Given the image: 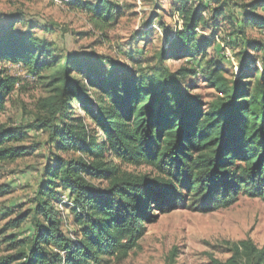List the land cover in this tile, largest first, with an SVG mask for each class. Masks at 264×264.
I'll use <instances>...</instances> for the list:
<instances>
[{"label": "trees", "instance_id": "trees-1", "mask_svg": "<svg viewBox=\"0 0 264 264\" xmlns=\"http://www.w3.org/2000/svg\"><path fill=\"white\" fill-rule=\"evenodd\" d=\"M62 1L86 13L98 30L121 17L119 0ZM175 3L181 28L172 31L160 19L168 47L148 57L144 48L127 51L131 68L93 51L58 47L28 22L19 32L13 23L0 29V114L21 89L4 64L22 66L45 91L28 123L0 124V166L33 145L46 148L32 207L6 224L18 229L28 222L30 235L3 238L13 252L1 254L0 264L121 261L149 224L181 205L209 213L240 196L264 201V71L258 67V60L264 67V42L246 33L264 30V0ZM152 23L151 14L146 25ZM152 35L149 28L132 41L144 45ZM226 49L238 65L230 75L219 54ZM184 59L188 65L166 66ZM199 72L216 93L210 101L188 83ZM27 130L44 141L26 145ZM120 164L149 172L125 171ZM10 190L0 184V196ZM68 221L72 229L64 230ZM225 244L228 257H210L206 264H264V248L251 239Z\"/></svg>", "mask_w": 264, "mask_h": 264}, {"label": "rangeland", "instance_id": "rangeland-1", "mask_svg": "<svg viewBox=\"0 0 264 264\" xmlns=\"http://www.w3.org/2000/svg\"><path fill=\"white\" fill-rule=\"evenodd\" d=\"M118 3L122 7L121 17L108 29L98 30L91 25L86 13L62 0H0V29L13 23V30L19 32L30 23L37 36L53 41L58 47L80 52L93 51L109 57L117 67L131 68L133 64L127 59V51H141L144 48V54H141L148 57L155 50L168 47L161 21L170 30L176 26L181 28L182 21L178 17L175 0H119ZM151 14L153 23L148 26L146 22ZM149 28L153 35L145 46L143 42L132 41L135 33L149 31ZM246 33L264 42V30L249 28ZM218 43L222 45L219 40ZM219 54L224 55L227 61L223 64L228 75L238 72V65L229 49L219 50ZM140 57V54L136 55L137 59ZM195 63L190 64L193 69ZM104 64L108 65L106 62ZM188 64L184 59L168 61L166 66L175 70ZM4 65L9 74L20 79L21 89L17 88L11 94L5 110L0 114V124L24 125L33 119L35 102L45 95L44 87L34 74H28L22 66ZM258 67L264 71L261 60H258ZM200 72L188 77V83L194 88L193 93L199 94L204 101H210L216 93L204 82ZM27 132L29 138L26 145L45 139L44 135L35 131ZM45 154V147L33 145L23 157L0 166V184L11 189L0 196V255L13 252L3 238L14 236L21 239L30 235L28 222L18 229H8L6 224L15 214L32 207L31 198L45 166ZM119 167L134 173L149 172V168L142 165L120 164ZM70 223L63 224L64 230L72 229ZM246 238L251 239L258 248H264V201L240 196L232 206L209 213L196 212L181 205L149 224L137 247L124 260H111L108 264H168L173 249V264H206L210 257L221 260L228 257L226 242Z\"/></svg>", "mask_w": 264, "mask_h": 264}]
</instances>
